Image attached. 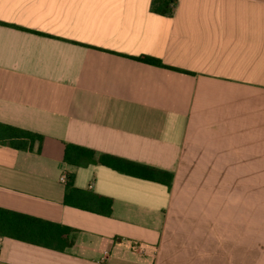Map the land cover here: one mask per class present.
I'll list each match as a JSON object with an SVG mask.
<instances>
[{"label": "crops", "instance_id": "obj_1", "mask_svg": "<svg viewBox=\"0 0 264 264\" xmlns=\"http://www.w3.org/2000/svg\"><path fill=\"white\" fill-rule=\"evenodd\" d=\"M151 3L0 0V127L43 136L0 137V264H264V0Z\"/></svg>", "mask_w": 264, "mask_h": 264}, {"label": "trees", "instance_id": "obj_2", "mask_svg": "<svg viewBox=\"0 0 264 264\" xmlns=\"http://www.w3.org/2000/svg\"><path fill=\"white\" fill-rule=\"evenodd\" d=\"M177 3L178 0H152L151 10L156 14L169 17L173 15ZM136 59L151 65L168 67L160 59L152 56L143 55L137 57ZM0 137L10 140V143L14 148L22 149V150L32 149L33 145L38 143L39 144L38 149L40 151L43 142L42 135L28 131H23L7 125H3L0 127ZM95 155L96 153L92 149H88L86 147H82L74 144H67L65 148L64 161L70 165L85 166L93 162ZM99 161L102 164H105L107 166H110L118 170H123V171L128 170V163L124 164V162L121 159L116 158L114 156L103 154L100 156ZM143 168L151 171V174L142 175L143 178L156 180L158 182H162L166 184L168 187H171L172 185L171 174L165 173L160 170L150 169L147 167H143ZM66 202L70 205H74L82 209L103 214L106 216H109L112 213L111 199L106 197H98L88 192L77 190L75 188L72 189L70 188V193L66 196ZM8 214L12 215L17 220H22V221L26 220L25 219L26 216L24 215L12 213V212H9ZM37 223H40L44 227L45 233L47 235L51 234L54 230L53 228L54 225L52 223L43 222V221H37ZM69 231L71 232V229L65 228V234H68ZM0 233H4V232L0 230ZM36 242L40 244H44L46 246H51L49 240L46 241L40 240ZM71 243L72 242H70V244Z\"/></svg>", "mask_w": 264, "mask_h": 264}, {"label": "built area", "instance_id": "obj_3", "mask_svg": "<svg viewBox=\"0 0 264 264\" xmlns=\"http://www.w3.org/2000/svg\"><path fill=\"white\" fill-rule=\"evenodd\" d=\"M60 180L65 182L66 181V176L63 175Z\"/></svg>", "mask_w": 264, "mask_h": 264}]
</instances>
